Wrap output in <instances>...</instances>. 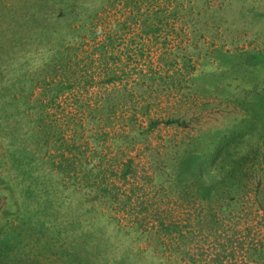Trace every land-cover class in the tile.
Wrapping results in <instances>:
<instances>
[{"label":"rangeland","instance_id":"374dc122","mask_svg":"<svg viewBox=\"0 0 264 264\" xmlns=\"http://www.w3.org/2000/svg\"><path fill=\"white\" fill-rule=\"evenodd\" d=\"M263 102L264 0H0V264H264Z\"/></svg>","mask_w":264,"mask_h":264},{"label":"trees","instance_id":"16d2710c","mask_svg":"<svg viewBox=\"0 0 264 264\" xmlns=\"http://www.w3.org/2000/svg\"><path fill=\"white\" fill-rule=\"evenodd\" d=\"M64 88H66V90L67 89H71L72 88V85H65V87ZM264 103V102H263ZM261 104V107L259 108V110H257L254 114H253V117H252V119H255L257 116L260 118V120H256V121H261V123H262V125L264 126V104ZM114 106H117V105H113L112 107H114ZM109 104H108V109H109V113L110 112H112L115 108H112ZM256 121H251L250 119H248L247 120V124L245 125V126H247V128H249L250 129V127L251 126H253V124L256 122ZM157 123L158 122H154V123H152V125L154 124V126H156L157 125ZM256 123H258V122H256ZM250 126V127H249ZM220 141V139H218L215 143H213L212 145H214V146H216L217 144H218V142ZM11 154H12V151H13V148H11ZM13 154H15V153H13ZM259 155H262L261 153H258ZM249 158H250V152L249 153H247L245 156H243L242 157V159H241V161L244 163L243 165H245V163L249 160ZM240 166H239V169H242V165L241 164H239ZM112 172V176H115L116 174H117V172L114 170H112L111 171ZM178 174H180V173H178ZM235 175V172H232V173H230V176H234ZM111 176V177H112ZM123 176L124 177H126V174H123ZM229 176V177H230ZM179 177H181V176H179ZM222 177H224V176H222ZM33 264V263H32Z\"/></svg>","mask_w":264,"mask_h":264}]
</instances>
